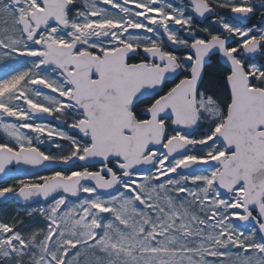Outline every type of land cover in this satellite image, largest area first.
I'll return each instance as SVG.
<instances>
[{"label":"snow or ice","instance_id":"obj_1","mask_svg":"<svg viewBox=\"0 0 264 264\" xmlns=\"http://www.w3.org/2000/svg\"><path fill=\"white\" fill-rule=\"evenodd\" d=\"M257 13L264 0H0V63L18 65L0 76V177L34 176L0 199L43 225L0 219V264H264ZM214 55L228 67L206 86Z\"/></svg>","mask_w":264,"mask_h":264},{"label":"rangeland","instance_id":"obj_2","mask_svg":"<svg viewBox=\"0 0 264 264\" xmlns=\"http://www.w3.org/2000/svg\"><path fill=\"white\" fill-rule=\"evenodd\" d=\"M169 2L176 4V0H169ZM200 27L203 28L204 24H201ZM180 51L182 52L183 50H180ZM14 67H18V65L15 62L0 63V76L4 75L6 72L10 71ZM72 134L75 135V133H72ZM3 139H4V135L2 132H0V140H3ZM44 173H46V172H43L41 174H44ZM33 177L23 178V179H34ZM11 183H14V182H11ZM11 183H9V184H11ZM33 206H36V205H33ZM22 209L23 208H19L18 206L14 205V204H9L5 207H2V208H0V219H7V218H10V217L16 215L17 213H19V215L22 216L24 221H25V225L27 226L26 230H33V229H36V228L43 226L42 223L38 222L34 218L24 216ZM249 227H250V225H248L246 228H244V230H247Z\"/></svg>","mask_w":264,"mask_h":264},{"label":"flooded vegetation","instance_id":"obj_3","mask_svg":"<svg viewBox=\"0 0 264 264\" xmlns=\"http://www.w3.org/2000/svg\"><path fill=\"white\" fill-rule=\"evenodd\" d=\"M211 23V18L208 21L204 22V27L207 24ZM247 26L256 25L258 28H264V18L257 13L256 16L246 21ZM264 60V56L256 54L253 57V61L259 63ZM227 65H222L220 62L219 55L211 56L208 59V64L206 65V76H205V85L208 86L214 80H217L227 69Z\"/></svg>","mask_w":264,"mask_h":264},{"label":"water","instance_id":"obj_4","mask_svg":"<svg viewBox=\"0 0 264 264\" xmlns=\"http://www.w3.org/2000/svg\"><path fill=\"white\" fill-rule=\"evenodd\" d=\"M201 22H203V21H200L199 19L197 20V23H201ZM245 23H246V21H245ZM220 62H221L222 65H226L221 57H220ZM207 64H208V62H207ZM53 167L62 168L64 166L61 165V166H50L49 168H41V169H39V173H41L43 171H46V170H51ZM32 176H33V173H32V170L31 169L22 168L19 171L12 172L9 177H0V183L6 181L8 179H11L12 177H32ZM10 202H13L14 204H16L17 206H19L21 208H24L25 207L24 203L18 197H13V196H10L6 200L0 199V207H2L4 205H7ZM39 203L40 204H44L46 202H44L41 199V200H39ZM246 226L247 225H242L241 227L244 229Z\"/></svg>","mask_w":264,"mask_h":264},{"label":"trees","instance_id":"obj_5","mask_svg":"<svg viewBox=\"0 0 264 264\" xmlns=\"http://www.w3.org/2000/svg\"><path fill=\"white\" fill-rule=\"evenodd\" d=\"M50 172H46V173H44V174H49ZM34 178V177H33ZM11 182H14V180L13 179H11V180H9V181H7V183H11Z\"/></svg>","mask_w":264,"mask_h":264}]
</instances>
